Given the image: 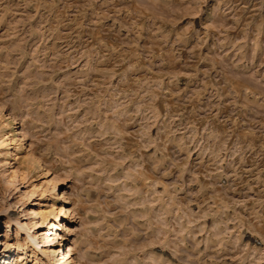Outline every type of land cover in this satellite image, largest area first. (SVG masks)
<instances>
[{"label": "rangeland", "instance_id": "1", "mask_svg": "<svg viewBox=\"0 0 264 264\" xmlns=\"http://www.w3.org/2000/svg\"><path fill=\"white\" fill-rule=\"evenodd\" d=\"M62 203L63 264H264V0H0V264Z\"/></svg>", "mask_w": 264, "mask_h": 264}, {"label": "bare ground", "instance_id": "2", "mask_svg": "<svg viewBox=\"0 0 264 264\" xmlns=\"http://www.w3.org/2000/svg\"><path fill=\"white\" fill-rule=\"evenodd\" d=\"M209 13V12H208ZM206 15V14H205ZM209 15V14H208ZM210 16H206L205 18H204V20H210ZM57 188V186H54V191H55V189ZM54 198H52V200L54 201V202H58V201H61V199L63 198V197H61L60 196V193L59 192H57V190H56V194H55V196H53ZM65 202V201H64ZM66 203V202H65ZM55 209V208H54ZM70 210L69 209H67V206L64 204V203H62V204H60L58 207H56V209L54 210V213H55V215H54V218L52 219V220H50V221H48V213H43V212H41V211H39V210H37V209H34V214H35V217H41V218H43V222L41 223V224H37V226L36 227H33V235L32 236H30L29 237V239H30V246L33 248V250H34V253L37 255L39 252V246H38V244L36 245V247H34V245L35 244H33L32 242L34 241H32V237L33 236H35L34 234H39V233H41L42 231H43V226H45V223L46 222H49V225H51L52 224V227H51V229H57V231L55 232V231H49V236H48V238L47 237H45V238H47V240H45L44 242V244H43V246H46V248H49L50 249V251H49V253H51V252H55V253H58V255H57V257H56V260L58 261V263L57 264H63V263H65V262H67L68 260H67V258L68 257H71L72 256V251H71V249L70 248H68L69 247V242H68V244H66V247H65V244L63 243V240L62 241H57V239H61L62 237H60L59 236V232H60V230L63 228V226L64 225H68L69 223H70V221H69V214H68V212H69ZM53 213V214H54ZM32 229V228H31ZM68 235V234H67ZM41 237H39V239H40ZM44 238V239H45ZM34 239V238H33ZM37 240H38V238H36ZM41 239H43V238H41ZM63 239V238H62ZM69 238L68 237H64V241H66V240H68ZM39 241V240H38ZM37 241V242H38ZM41 241V240H40ZM69 241V240H68ZM36 242V243H37ZM52 242V243H51ZM62 244L63 246H62V249H60L59 251H57V249L55 250V247H54V245L55 244ZM0 244L2 245L3 243L2 242H0ZM0 250H1V248H0ZM41 251H43V255H42V262L44 263V264H52V254H47L46 252L48 251L47 249H44L43 247H41V249H40ZM47 250V251H46ZM44 253H46V254H44ZM13 256H15V254L13 255ZM60 257V258H59ZM0 260H1V256H0ZM10 263H12V261L10 262Z\"/></svg>", "mask_w": 264, "mask_h": 264}]
</instances>
